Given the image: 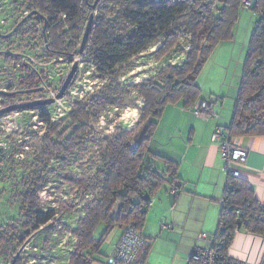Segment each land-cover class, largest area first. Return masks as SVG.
<instances>
[{
  "label": "trees",
  "instance_id": "obj_1",
  "mask_svg": "<svg viewBox=\"0 0 264 264\" xmlns=\"http://www.w3.org/2000/svg\"><path fill=\"white\" fill-rule=\"evenodd\" d=\"M27 1L26 11H31L39 23H43L48 58L74 59L88 53L96 73L105 82L98 90L85 93L81 100L74 102L69 114L63 118H54L50 111L52 104L29 109L37 113L42 127L24 133L22 149L28 147L35 159L21 177V187L16 189L20 197V220L0 235V247L13 242L20 249L31 243L38 233L57 225L75 240L69 264H90L91 256L102 249L115 228L122 229L123 233L124 228L132 224L141 231L151 207V195L165 182L171 183L170 194L172 188L178 189L172 194L175 198L182 193L184 188L176 180L175 162H169L165 172L155 169L150 158L154 156L150 144L167 105L183 101L185 107L194 109L201 94L196 76L219 44L234 37L243 0ZM87 8L91 12L86 18L87 14L83 12ZM249 9L254 10L259 18L250 40L233 117L225 129L238 138L264 136V0H253ZM95 11H98L97 15ZM91 15L94 19L90 37L84 52L80 53L87 27L85 23L87 21L88 24ZM204 41L206 44L202 45ZM158 45L161 46L152 58L159 62L160 67L153 75L138 84L120 82L124 67L134 57ZM170 53L174 56L173 64L168 58ZM22 55L17 49L7 52L4 59V64L19 66L27 72V76L18 78L21 86L18 90L42 88L44 72L32 71L29 60L27 57L23 60ZM44 90L43 87V90L27 95ZM134 92L145 100L139 107L140 118L136 126L132 129L118 126L111 134L96 132L97 123L109 108L137 107ZM20 134L21 131L14 133L16 136ZM35 140L39 143L36 144ZM12 148L13 153L8 155V150L0 147V168L4 162L11 161V155L14 158L28 154L27 150H19L17 144H11ZM80 152L84 156L78 159L77 168L93 165L90 168L92 172L64 179L70 181L73 192L81 197L71 193L73 198L64 195L71 201L63 200L59 204L52 201L49 205L41 194L51 185V172L57 170L51 163L65 162ZM23 163L17 166H28ZM233 183L232 200L239 206H245L246 215L238 217L234 212L221 211L220 221L225 220L228 228L235 231L252 217L251 233L263 236L264 205L255 199L245 179L240 177ZM247 204L250 206L246 207ZM60 212L67 214L70 220L75 217L74 224H62L58 219ZM101 223L106 229L96 239L94 234ZM231 240L232 237L228 248ZM44 242L48 245L47 241ZM17 253L15 250L12 254L15 255L14 263L22 264Z\"/></svg>",
  "mask_w": 264,
  "mask_h": 264
},
{
  "label": "rangeland",
  "instance_id": "obj_2",
  "mask_svg": "<svg viewBox=\"0 0 264 264\" xmlns=\"http://www.w3.org/2000/svg\"><path fill=\"white\" fill-rule=\"evenodd\" d=\"M27 2V0H0V35H2V37H0V87L7 91L18 90L21 88L18 78L23 75L24 77L27 76L26 70H21L19 66L12 67L4 64L5 54L9 51H15L18 49V51L23 54L22 59L25 60L27 57V60H29L32 71L36 70L44 72L45 81L41 86L44 87L45 90L42 93L32 95L19 94L13 97L0 96V108L6 106L5 104L10 102H20L29 99L36 100L38 98H55L70 73L73 63L76 61L79 64L78 71L75 75L76 78L73 79L64 96L60 99H56L50 107V111L54 118H63L69 114L74 102L81 100V98L86 95L85 93H92L98 90L105 81L100 78L98 73H96L93 64L89 61L88 53L83 57H75L74 59L54 58L50 60L48 58L45 52L47 43H45L43 38V23H39V20L36 19V16H33L31 11H26ZM242 11L249 14L247 21L249 24L251 23L250 28L253 30L258 15L254 10L248 8ZM242 11L241 13H243ZM90 12V8H87L84 10L83 14H87V18ZM95 14L97 15L98 11H95ZM23 21H25V23L21 26ZM18 22H20V24ZM85 25H87V21ZM238 33L241 37L244 36L242 28L239 31V24L237 23L234 30V36L236 37ZM241 43L238 44L239 51H242ZM205 44L206 41H204L202 45ZM158 47L160 46L153 47L148 52L134 57L131 63L124 67L125 71L120 78V82H123L124 84L140 82L145 73L151 71L154 72L157 67H160V65H158L159 62H156V60L152 58L153 53ZM173 52L174 50L171 53ZM171 53L168 55V58H170L169 60H172L171 62L173 64L174 59H172V57L174 56H172ZM247 53L248 49L244 52L239 71L243 72L244 70ZM217 56L218 55H216L214 61L211 56V58H207V61L203 64L201 70L196 76L197 83L202 84L204 87L203 89L201 87L199 100L206 99L207 101L213 100L214 102L216 100L218 102L214 105H216L215 108L217 112L219 110H221V113L224 112L225 114L229 112L232 116L234 105L239 94L241 74L234 76V74L231 73H233L238 60L236 59L231 64V60L225 61ZM231 79H234V82H232ZM231 86L233 88H231ZM211 89L216 90V93L211 92ZM133 99L136 100L137 106L142 105L145 101L144 98L136 95V92L133 93ZM133 108V106H130L129 109L121 108L120 110L113 107L109 108L105 113L104 118H102V121L96 125V132L107 134L109 131L112 132L115 130V125H121L122 128L134 127L140 118V113L139 111L137 113V110ZM168 123L171 124L170 120H167V117H165L156 131V139H160V137L162 138L165 130L164 127L168 126ZM40 124L37 118V113L32 110L12 112L0 118V147L3 146V148L7 149L8 155L13 153V148L12 150L10 149V145H13V143L14 145L17 144L20 146L19 150H27L28 152V154L24 153L18 157L14 156V158L13 155H11V161L4 162L0 168V235L3 234L6 228L13 226L14 222L17 223L20 220V197L17 195L18 193L16 192V189L17 186L21 187L19 183L20 179L27 173L28 167L31 166L35 159L30 154L31 151L28 147H23L24 149H22V146L25 144V139L23 137L24 133L33 132L37 130L38 127H42ZM16 131H21V134L19 136L14 135ZM34 142L37 144L38 141L35 140ZM169 145L174 148V144ZM152 149L155 151L154 146ZM82 155L83 152H80L75 154L73 158H68L65 162L51 163L57 170L51 172V185L49 184L48 188L41 194L44 201H49V205L52 201L53 204H56V202L59 204L63 200L71 201L64 196H71V193H73L75 197H81L73 192V185L70 181L65 180L64 178H70L72 176L76 177L82 174L87 175L92 172L90 168H93V165L87 166V168L83 167L81 168L82 170L80 167L77 168V165L79 164L78 159ZM88 156L87 158L90 160L91 157ZM75 161L77 163L72 167V164ZM21 162H25V164L27 163L28 166L25 168L17 166ZM34 164L36 165L35 161ZM16 167H18V171L14 172ZM161 191L165 192V188L163 187ZM168 195L172 201L175 200V197L172 194L168 193ZM70 198H73V195ZM48 201L45 202L48 203ZM184 205L186 207L187 204L185 203ZM151 208L152 205L150 209ZM186 211L189 212L188 209ZM73 218L70 220L68 219L67 214H62L61 212L58 216V219L62 224L66 223L69 225L74 224L75 217ZM105 229V224H100L96 229V236H102ZM118 230L119 228H115L111 232V235L109 236L110 240ZM10 234L9 237L11 236ZM263 240L264 239H261V237L256 240L255 250H258L261 247V242H263ZM44 241H47L48 245H46V242ZM72 242H75V240H72L71 235L67 234V231L64 228L54 225L35 235L31 243L20 249L16 248L17 245L13 244V242H7L1 245L0 264H15V255H12L15 250L18 251L16 256H19L22 264H51L52 261H54L52 264H69V256L73 252ZM51 245H53V247H51ZM107 246L108 243L104 245L102 252H105ZM53 249L55 250L53 251ZM34 259L37 260L35 263L32 262Z\"/></svg>",
  "mask_w": 264,
  "mask_h": 264
},
{
  "label": "crops",
  "instance_id": "obj_3",
  "mask_svg": "<svg viewBox=\"0 0 264 264\" xmlns=\"http://www.w3.org/2000/svg\"><path fill=\"white\" fill-rule=\"evenodd\" d=\"M248 15L245 11L241 13L238 22L239 31L242 28L244 36L241 37L238 33L236 37L221 42L211 55L213 61L218 55L217 57L225 61L231 60V64L237 59L231 74L234 76L241 74V80L244 70L239 71V68L245 50H249L250 38L253 34L251 23L247 21ZM239 43L242 44V51L238 50ZM153 73L155 72L145 73L142 80L149 78ZM231 80L234 82V79ZM198 85L204 88L202 84ZM210 91L216 93L214 89ZM209 102L216 104L218 101L209 100ZM143 105L144 103L133 109L140 113L139 107ZM218 112V118L202 119L195 115L193 108L185 107L183 101H178L167 105L162 113L159 124L161 125L163 119L167 117L172 125L168 123L169 125L164 127L162 138L156 139V131L160 127L158 124L150 144V149L154 153V156L150 157L151 162L161 173L167 170L169 162H175L176 180H179L184 189L172 201L168 197L171 183L167 181L151 195L152 208L149 209L141 229L142 233L152 241L147 264H188L196 248H211L213 245L210 238L202 239L200 234L213 235L218 229L221 214L219 201L225 195L229 175L224 172L225 161L221 156L219 145L212 141V136L219 125L225 130L233 117L229 112L226 114L221 113V110ZM118 126L115 125V130ZM114 131H109L107 134ZM240 142L249 149L247 162L242 167V178L247 181L255 199L264 205V136L241 137ZM169 144H174V148ZM153 146L155 151L152 149ZM163 187L165 192L161 191ZM187 209L189 212L186 211ZM121 234L122 229H119L111 240L108 237L104 243V245L108 243L105 252H102L103 245L99 252L91 256L90 264H108L107 259ZM94 235L96 239L101 237L96 236V231ZM257 239H260V236L247 232L243 226L235 229L228 248L230 256L244 264H259L264 244L261 242V247L255 250Z\"/></svg>",
  "mask_w": 264,
  "mask_h": 264
},
{
  "label": "built area",
  "instance_id": "obj_4",
  "mask_svg": "<svg viewBox=\"0 0 264 264\" xmlns=\"http://www.w3.org/2000/svg\"><path fill=\"white\" fill-rule=\"evenodd\" d=\"M252 0H243V8H250ZM118 109V108H117ZM194 113L202 119L218 118L219 114L212 102L203 99L196 102ZM212 141L219 145L221 156L225 161L224 172L229 175L224 197L219 201L220 211L234 212L238 217L246 215L245 206H239L233 202L231 190L234 187L233 180L242 177V167L245 166L249 155V149L244 147L240 138L233 137L222 127H217L213 133ZM134 148L135 145H134ZM172 194L177 193L176 187L172 188ZM247 204L246 207H249ZM251 218H247L245 224L241 225L247 232L251 233ZM239 226L238 228H240ZM234 231L228 228L225 220L219 221L218 229L215 234H200V238H210L211 248H196L188 264H244L243 262L230 256L228 252V242L233 236ZM264 239V235L261 236ZM264 244V240H263ZM151 242L146 238L135 225H127L119 240L113 247L108 264H147ZM149 247V249H148ZM259 264H264V251Z\"/></svg>",
  "mask_w": 264,
  "mask_h": 264
},
{
  "label": "water",
  "instance_id": "obj_5",
  "mask_svg": "<svg viewBox=\"0 0 264 264\" xmlns=\"http://www.w3.org/2000/svg\"><path fill=\"white\" fill-rule=\"evenodd\" d=\"M93 19H94V15H91L89 22L87 24V27H86V31H85L84 36H83V40H82L81 47H80V53L84 52L85 47L87 45V41L90 37ZM78 66H79L78 62L75 61L73 63V67H72L70 73L68 74L67 78L65 79V82L63 83L60 91L58 92V94L56 95L55 98H53V97L40 98V99H36V100H31L28 102L16 103V104L6 106V107L0 109V118L7 115V114L12 113V112L29 110L30 108L39 107V106H43V105H51L55 102L56 99L62 98L64 96L65 92L67 91V89L69 88V86L71 85L73 79L75 78V75L78 71ZM41 90H43V87L39 88V89L18 90V91H14V92H9L7 90L2 89V90H0V95L1 96H15L17 94H27V93H32V92H39ZM145 198H149V197L145 196Z\"/></svg>",
  "mask_w": 264,
  "mask_h": 264
},
{
  "label": "flooded vegetation",
  "instance_id": "obj_6",
  "mask_svg": "<svg viewBox=\"0 0 264 264\" xmlns=\"http://www.w3.org/2000/svg\"><path fill=\"white\" fill-rule=\"evenodd\" d=\"M8 36V35H7ZM1 37H2V35H1ZM15 91H17V90H15ZM9 92H14V91H9ZM1 96V95H0ZM16 96V95H15ZM13 97V96H12ZM28 101H31V100H22V101H20V102H10V103H7V104H5L6 106H9V105H12V104H16V103H22V102H28ZM6 106H4V107H6ZM4 107H2V108H4ZM2 108H0V109H2Z\"/></svg>",
  "mask_w": 264,
  "mask_h": 264
}]
</instances>
